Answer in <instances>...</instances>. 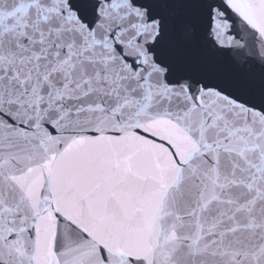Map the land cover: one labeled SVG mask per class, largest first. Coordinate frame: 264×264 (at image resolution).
Returning <instances> with one entry per match:
<instances>
[{
  "label": "snow or ice",
  "instance_id": "snow-or-ice-1",
  "mask_svg": "<svg viewBox=\"0 0 264 264\" xmlns=\"http://www.w3.org/2000/svg\"><path fill=\"white\" fill-rule=\"evenodd\" d=\"M0 264H264V0H0Z\"/></svg>",
  "mask_w": 264,
  "mask_h": 264
}]
</instances>
